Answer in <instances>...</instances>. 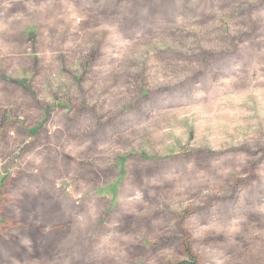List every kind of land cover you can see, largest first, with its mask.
I'll return each instance as SVG.
<instances>
[{"label": "rangeland", "instance_id": "obj_1", "mask_svg": "<svg viewBox=\"0 0 264 264\" xmlns=\"http://www.w3.org/2000/svg\"><path fill=\"white\" fill-rule=\"evenodd\" d=\"M264 264V0H0V264Z\"/></svg>", "mask_w": 264, "mask_h": 264}, {"label": "trees", "instance_id": "obj_2", "mask_svg": "<svg viewBox=\"0 0 264 264\" xmlns=\"http://www.w3.org/2000/svg\"><path fill=\"white\" fill-rule=\"evenodd\" d=\"M185 254L187 256V259L185 261H182L178 264H197L196 261L194 260L193 256L191 255V253L185 249Z\"/></svg>", "mask_w": 264, "mask_h": 264}]
</instances>
